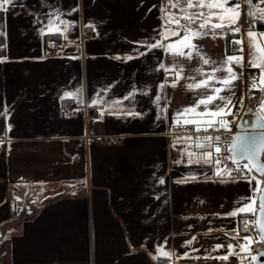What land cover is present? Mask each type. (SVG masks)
Listing matches in <instances>:
<instances>
[{
  "label": "crops",
  "instance_id": "crops-1",
  "mask_svg": "<svg viewBox=\"0 0 264 264\" xmlns=\"http://www.w3.org/2000/svg\"><path fill=\"white\" fill-rule=\"evenodd\" d=\"M19 2L23 7L0 11V28L8 33L7 38L0 35V45L7 44L0 56L9 57L0 62V112L7 106L11 113L7 119L0 116V139L4 141L0 264H243L248 251L239 245L248 236L239 220L250 213L224 214L247 202L237 200L252 195L249 183L227 174L217 176L212 166L189 165L188 153H193V161L199 155L189 149L183 136L168 134L175 112L196 104L206 93L187 89L185 85L192 81L183 78L176 88L166 84L161 91L157 85L172 76L158 69L156 62L161 59L170 64L172 58L160 49L128 61L112 58L126 53L135 56L137 47L143 51L144 45L133 42L156 35L154 30L163 24L161 16L179 13V8L169 5L162 13L161 5L167 0H48L62 6V19L75 23L61 25L60 33L42 35L38 31L41 24L33 22L36 17L29 11L49 9L42 0ZM73 8L78 10L70 11ZM240 11L236 26L241 31L242 52H228L225 34L213 39L210 33L193 41L201 46L205 58L212 57L217 63L228 55L243 58L242 67L231 63L240 74L233 81L234 96L227 90L222 93L232 96L235 103L225 116L227 121L230 115L241 116L262 95L254 88L253 99L248 97L246 68L256 49L247 35V7L241 4ZM219 22L213 18V23ZM192 27L199 28V21ZM251 30L264 32L256 27ZM52 40L60 43L56 55L49 53ZM255 43L264 44V37H257ZM183 64L185 75L197 80L204 76L193 69L200 67L206 73L211 67L201 58L185 59ZM228 66L218 75H228ZM255 70L259 77L260 69ZM114 81L118 83L109 92L102 91ZM146 84L152 85L149 94H136V110L147 112L143 118L117 117L112 113L123 107L105 105V101L125 96L133 85L143 88ZM81 87L82 94L77 93ZM66 91L74 95L65 97ZM158 92L161 107L169 106L160 120L156 105L150 102ZM97 93L102 99L91 105ZM122 105L130 107L131 103L122 101ZM198 111H203L202 105ZM184 119L199 120L203 129L208 117L189 113L179 118L180 124ZM7 124L12 128L4 135ZM100 135H118L122 141H97ZM174 137L180 139L174 141ZM192 174L198 178L192 180ZM160 176L165 183H158ZM6 231L14 233L6 235ZM193 236L196 240L186 245ZM217 244L224 247L215 249ZM157 245L171 256H159ZM185 252L188 257L183 256ZM150 253L157 254L156 258ZM205 255L229 258L205 259Z\"/></svg>",
  "mask_w": 264,
  "mask_h": 264
},
{
  "label": "snow or ice",
  "instance_id": "snow-or-ice-1",
  "mask_svg": "<svg viewBox=\"0 0 264 264\" xmlns=\"http://www.w3.org/2000/svg\"><path fill=\"white\" fill-rule=\"evenodd\" d=\"M58 3V0H57ZM43 6L47 7L49 10L47 12H33L29 11L30 15L36 17L33 21L34 23H40L41 27L38 29L40 34L48 33H60L64 29L61 25H68L75 23V21H68L62 19V6L57 7L48 2V0H42ZM241 4L247 7L246 16L250 22V27L247 32L248 37L253 41L256 52L250 58V64L254 68L260 69L259 77H251L252 83L250 85V90L252 88L258 89L262 95L260 96L255 110L256 115L254 122L248 127L251 131L245 129L243 124L238 125L240 131L234 133L230 141L221 144L222 137L220 135L211 136L205 135L200 137L197 135L195 140L197 141L196 146L198 148L205 149L200 153V158L193 161L191 156L192 152H189V159L187 163L189 165L202 164V166H212L215 169V175L223 176L227 174L229 178L235 177L236 180L243 178L249 183L252 195L250 197L241 196L238 198L237 203L240 201H247L242 207H236L232 211L225 213L227 216H236L237 213H251L253 215L259 212V219L251 221L258 229L259 241H253L251 237H244V244H240L239 247L246 250L251 254V250L248 248L250 243H264V44H256L255 39L257 37H264V32H255L251 28L258 21L264 22V0H187L186 4H181L180 0H167L166 3L161 5V12L166 13L167 8L170 5L172 8H179V13H167L166 16H161L163 24L160 28L155 29L156 35L145 37L140 41H134L133 43L137 45H144V50L141 51L139 47L134 49L135 56L130 54H116L113 59L116 60H132L138 57H143L146 53H151L153 50L160 49L163 53L170 55L172 60L170 64H166L164 60L157 59V67L163 70L169 76H172L171 80L165 79L161 81L157 87L162 91L166 84H170L172 88L178 86L179 81L183 78L185 80H191L192 82L187 83L185 86L187 89H202L206 94L202 95L196 104L190 106H184L182 110L175 112V117L173 125H179V118L183 115L193 113L196 116L204 117L207 116L208 119L203 124L204 131L208 129H213L219 131L220 128H224L227 131H231V123L225 119V116L232 112V108L235 107L232 96H234V85L233 81L239 79L240 74L235 72L231 63L235 62L236 65L243 66V58L241 55H228L225 60H221L219 63L212 57H204V52L201 46H198L193 41L196 38H202L212 34L213 39L216 38L218 34H227L231 32L233 34L240 32V28L234 27L239 19L241 18ZM18 7H23L19 0H0V11L9 12L14 11ZM156 7V5H153ZM197 9L196 14L192 13V9ZM205 9H207V18H205ZM77 8H73L70 11H77ZM151 11V9H149ZM213 18H217L220 22L213 23ZM46 21V23H45ZM59 21V23H57ZM199 21V28L192 27ZM227 21V23H225ZM90 27H94L91 23ZM0 35L7 38L8 33L0 28ZM169 37H177L175 40H170ZM233 44H240L239 49L242 52V40L233 39ZM7 48V44L0 45V49ZM188 49V51H185ZM258 53V55L256 54ZM201 58L202 63L207 65L210 64V69L205 73L202 68L198 67L193 69L194 72L202 74L204 78L197 80L196 76L188 77L185 75L187 71L184 67L183 60L187 59L191 61L192 59ZM39 59H44V57H39ZM259 59L260 63L257 64L255 61ZM8 56H0V62L8 61ZM228 64L226 76H219L218 73L224 70V65ZM258 81V82H257ZM118 83L114 81L112 84H108L102 89L103 92H109V89L113 88L114 84ZM219 83L220 86H216ZM152 85L146 84L143 88H138L136 85L132 86V89L126 93L125 96L119 99H113L105 101V105L111 106H121L123 111H115L112 114L121 117H140L143 118L147 115V112H141L136 110V104L138 103L136 99L137 93H142L148 95ZM227 90L232 93V96H225L222 93ZM82 87L76 90L77 93L82 94ZM72 92H65L64 96H73ZM254 95V93H253ZM92 98L90 100L91 105H97L102 97ZM63 99V97H61ZM162 96L158 92L154 99L150 102L156 105L157 108V120L163 118L164 109L169 107L165 105L161 107L160 100ZM243 97L240 98L242 102ZM122 101H130L131 106L127 107L122 105ZM203 106V111H198L200 106ZM212 105V107H210ZM103 113L105 111L104 107L100 108ZM248 111H253V109H248ZM8 107L5 106L4 111L0 112V116L7 119L10 116ZM219 117V119H217ZM183 124H194L196 125L197 133L201 130V123L199 120H189L184 119ZM12 128L11 124H7L6 131L4 135L8 134V130ZM174 141L180 138H173ZM183 139L192 140L193 137L186 136ZM203 141V143H200ZM4 141L0 139V144ZM11 146V137H9V147ZM175 146V143L174 145ZM214 149V153L212 151ZM225 155V158L232 162L233 167L229 168L226 164H223L220 160V156ZM175 163H182L181 160L175 161ZM211 170V169H210ZM155 175V173L153 174ZM192 180L198 178V174H192L190 177ZM187 179V178H186ZM255 181V187H252V183ZM178 183H184L185 180H178ZM158 183H165V177L160 176L158 178ZM20 199V197H17ZM258 199V208L255 207V202ZM203 202V201H202ZM220 215V213H216ZM247 230L248 225H244ZM212 231V229H208ZM196 240L193 236L190 240L185 241L186 245L192 244ZM166 242V241H165ZM143 246V245H142ZM224 247V245L217 244L214 246L215 249ZM229 249L233 248V244L229 243L227 245ZM159 249V256L168 258L171 253L164 251L160 245H157ZM156 258L157 254L150 253ZM264 255V253H256L252 255V260L257 261L260 264L258 257ZM184 257L189 256V252L183 253ZM199 259V257H196ZM205 259L217 258L227 260L228 255H222L219 257H211L205 255Z\"/></svg>",
  "mask_w": 264,
  "mask_h": 264
},
{
  "label": "built area",
  "instance_id": "built-area-1",
  "mask_svg": "<svg viewBox=\"0 0 264 264\" xmlns=\"http://www.w3.org/2000/svg\"><path fill=\"white\" fill-rule=\"evenodd\" d=\"M87 34L92 35V32H87ZM238 40V39H236ZM233 41V40H232ZM231 41L230 46L231 49L233 51H238L241 47L240 44H233V42ZM60 47V43L58 41H51L49 44V53L51 55H56L58 50ZM246 76L249 80V88L250 85L252 83L251 77L253 76H257V71L255 70L254 67L251 66V64H248V67L246 68ZM254 89V88H252ZM69 113V112H68ZM239 117H236L234 115H230L228 117V121L231 123V131H227L224 128H220L219 131H215L213 129H208L207 131H204V129H201L199 133H197L196 128L192 125V124H180V125H176L173 126L168 134L169 135H174V136H191L193 137L192 140H187V144L189 146V149L192 151H195L196 156L199 155L200 157V153L203 152L205 149L203 148H198L196 146L197 141L195 140V137L197 135H199L200 137H203L205 135H211V136H216V135H220L222 137L221 140V144L223 145L224 142L226 141H230L232 138V135L236 132V125L237 121H238ZM95 139L97 141H101L104 143H119L122 141V138L118 135H100V136H96ZM200 143H203V141H200ZM2 151V146L0 144V153ZM213 153H214V149H212ZM215 155V153H214ZM220 160L222 161L223 164H226L229 168L233 167L232 162L228 161L225 158V155H221ZM255 220V215L253 214H247L245 216H243L241 218L240 224L243 230V234H245L248 237H251L253 241H259V234H258V229L255 227V225L253 223H251V221ZM247 224L248 228L247 230L245 229L244 225ZM249 249L251 250V254H249V252L247 253V256L241 261L243 264H254V261L252 260V255H255L256 253H258L261 249V243H250L249 244Z\"/></svg>",
  "mask_w": 264,
  "mask_h": 264
},
{
  "label": "water",
  "instance_id": "water-1",
  "mask_svg": "<svg viewBox=\"0 0 264 264\" xmlns=\"http://www.w3.org/2000/svg\"><path fill=\"white\" fill-rule=\"evenodd\" d=\"M253 109V111H248V109ZM247 110H245L241 116H239L237 124L236 125V132L240 131V128L238 125L243 124L245 126V129L248 131H251V129L248 127L250 124L254 122L256 112L254 110V107H250ZM235 132V133H236ZM259 212L257 211L255 214V220L259 219ZM2 236V231L0 229V238ZM258 253H264V248H262ZM258 260L260 261V264H264V255H261L258 257ZM254 264H257V261H254Z\"/></svg>",
  "mask_w": 264,
  "mask_h": 264
},
{
  "label": "trees",
  "instance_id": "trees-1",
  "mask_svg": "<svg viewBox=\"0 0 264 264\" xmlns=\"http://www.w3.org/2000/svg\"><path fill=\"white\" fill-rule=\"evenodd\" d=\"M245 22H246V24L250 27V22H249V20H248V18H247V16H246V18H245ZM234 27H237L236 25L234 26ZM252 27H256L257 29H264V22H257L255 25H253ZM240 35H241V31L240 32H238V33H235V34H233V33H231V32H228L227 34H226V37H227V41H228V52H239V50L238 51H233L232 49H231V46H230V43H231V41L233 40V39H238L239 37H240ZM249 99L251 100V99H253V89H251V90H249ZM257 104H258V102H256V103H253V104H251V107H254V110H256V108H257ZM261 246H262V248H264V243H261Z\"/></svg>",
  "mask_w": 264,
  "mask_h": 264
},
{
  "label": "rangeland",
  "instance_id": "rangeland-1",
  "mask_svg": "<svg viewBox=\"0 0 264 264\" xmlns=\"http://www.w3.org/2000/svg\"><path fill=\"white\" fill-rule=\"evenodd\" d=\"M251 105V104H250ZM14 231H6V235H10V234H13ZM3 239V238H2ZM1 240V239H0Z\"/></svg>",
  "mask_w": 264,
  "mask_h": 264
}]
</instances>
